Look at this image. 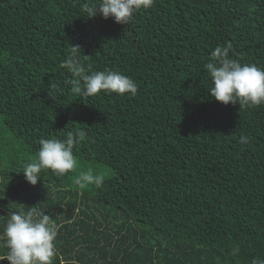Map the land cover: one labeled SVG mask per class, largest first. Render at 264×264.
<instances>
[{"label": "trees", "instance_id": "1", "mask_svg": "<svg viewBox=\"0 0 264 264\" xmlns=\"http://www.w3.org/2000/svg\"><path fill=\"white\" fill-rule=\"evenodd\" d=\"M98 2L0 0V232L32 207L58 226L53 264L264 260V105L216 101L204 69L227 43L264 69V0H154L128 24L81 12ZM73 46L137 94H72L61 63ZM81 130L73 171L26 181L41 138ZM88 169L101 187L75 185Z\"/></svg>", "mask_w": 264, "mask_h": 264}, {"label": "clouds", "instance_id": "2", "mask_svg": "<svg viewBox=\"0 0 264 264\" xmlns=\"http://www.w3.org/2000/svg\"><path fill=\"white\" fill-rule=\"evenodd\" d=\"M153 4L154 0H99L97 4H82L81 12L88 18L99 15L104 19L112 17L116 23L128 24L137 11L149 9ZM77 47L73 46L71 54L61 63V67L71 73L72 78L67 83L71 85L72 94L78 98L96 96L101 92L137 94L138 86L132 78L115 70L92 71L91 65L81 63ZM231 48L230 43L216 46L204 65L212 82L208 89L211 96L225 105L230 102L238 103L240 107L264 105V69L230 58ZM51 88L53 96L60 91L57 84H52ZM84 138L82 130L77 133L69 131L63 140L41 138L34 160L22 166L26 181L36 185L41 172L49 169L57 176L73 171L77 165L73 148ZM239 142L246 144L248 138L241 136ZM104 179L103 174H94L92 169H88L81 171L74 183L80 189L88 185L99 188ZM57 234L58 226L38 208L12 212L0 232V242L7 249L0 255V260L6 259L10 264H53ZM253 264H264V260L254 261Z\"/></svg>", "mask_w": 264, "mask_h": 264}]
</instances>
